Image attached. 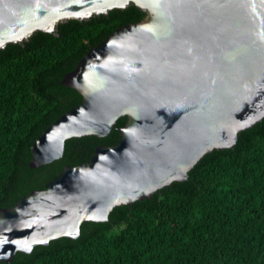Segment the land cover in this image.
Wrapping results in <instances>:
<instances>
[{"label":"water","instance_id":"95a60500","mask_svg":"<svg viewBox=\"0 0 264 264\" xmlns=\"http://www.w3.org/2000/svg\"><path fill=\"white\" fill-rule=\"evenodd\" d=\"M132 6L145 18L110 34L64 76L82 102L39 136L29 166L61 159L71 138L115 129L119 141L0 209V264L77 239L83 223L108 222L115 207L185 182L204 156L234 148L264 119V0H0V51Z\"/></svg>","mask_w":264,"mask_h":264},{"label":"trees","instance_id":"16d2710c","mask_svg":"<svg viewBox=\"0 0 264 264\" xmlns=\"http://www.w3.org/2000/svg\"><path fill=\"white\" fill-rule=\"evenodd\" d=\"M145 16L134 6L114 9L0 51V209L119 141L115 129L103 138H71L61 159L29 166L39 136L82 102L62 85L64 76L110 34ZM3 264H264V119L242 131L234 148L204 156L185 182L115 207L108 222L83 223L77 239L52 240Z\"/></svg>","mask_w":264,"mask_h":264}]
</instances>
